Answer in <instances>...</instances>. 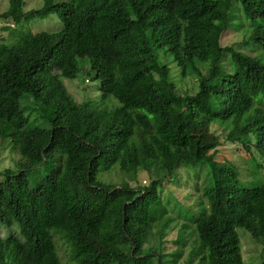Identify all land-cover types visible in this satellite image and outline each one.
<instances>
[{"label": "trees", "instance_id": "trees-1", "mask_svg": "<svg viewBox=\"0 0 264 264\" xmlns=\"http://www.w3.org/2000/svg\"><path fill=\"white\" fill-rule=\"evenodd\" d=\"M24 1L9 0L0 14L15 26L0 39V142L18 156L0 181V223L19 228L0 237V264H63L54 236L72 264H152L153 256L162 264L154 245L178 224L165 220L160 190L193 165L204 174L201 195L184 209L190 232H175L173 251L163 247L169 263L191 235L199 264H244L238 229L264 249V176L240 184L237 167L217 158L218 139L202 137L222 124L223 141L236 146L227 158L248 166L256 149L264 168V0H42L27 12ZM53 14L57 31H27ZM231 25L250 52L222 45ZM75 50L99 82L96 101H77L63 83L79 72ZM36 90L27 114L20 100ZM33 113L48 127L30 124ZM115 166L153 179L133 188L97 181ZM93 191L110 195L97 214Z\"/></svg>", "mask_w": 264, "mask_h": 264}, {"label": "rangeland", "instance_id": "rangeland-1", "mask_svg": "<svg viewBox=\"0 0 264 264\" xmlns=\"http://www.w3.org/2000/svg\"><path fill=\"white\" fill-rule=\"evenodd\" d=\"M24 8L23 10L25 12L30 11L32 9H39L43 5L42 0H25L24 1ZM238 5V4H236ZM9 6V0H0V14L5 12L8 9ZM239 6V5H238ZM236 6L234 9V17L233 19V25H237L239 23V19L241 16V9ZM233 25L230 26V34L222 38V45L230 46L233 45L235 49H240L241 51L250 52V48L243 46L241 44V41L244 37V32L242 29L236 30ZM9 26L10 28H14V24L10 20H1L0 19V39L1 38H9V34L7 31L2 30L3 27ZM61 27V23L57 15L53 14L49 16L46 19H37L32 22H30L26 28L27 31H30L32 33H38V32H52L57 31ZM75 53L78 56V62H79V72L77 74L76 79L74 80H63V83L65 87L68 89V91L73 94V96L77 99V101H96L99 98V91L98 86L99 82L96 79H92L93 74L91 72H88L89 70V60L88 58H82V55L85 53L82 50H75ZM223 65L228 69V63L223 61ZM174 66L176 68V65L173 63L171 64V67ZM87 80L88 82H85ZM39 95L38 90L34 91L33 94H30V92H27L25 94L24 98L20 100V103L23 106H26L27 108V114L30 110H33L36 107L35 103H32V100L34 97ZM109 101L115 102L117 104V101H115L112 98H109ZM29 123L32 125H39L42 127L47 128L48 123L44 120H40L36 118L35 113H33L29 117ZM222 126L226 128V126L214 123L209 127V130L203 129L202 131V137H211L212 140L216 141L218 139V146H217V158L224 161L223 162H230L234 164L237 167L238 172V178L239 183L246 186H251L252 183H260L262 180V176H264V168L260 167L262 164V158L258 150H254V160L251 162L252 164H247L240 159H234V158H227L230 155L235 156L230 150L235 151L236 146H234L231 143H225L223 141L224 139V132L222 131ZM18 159L17 154L12 149V146L9 142V140H4L0 142V181L3 179V171L4 170H12L16 171V161ZM192 172L190 173L189 177H184L183 180H178L181 177H178L176 180L166 181L164 183L165 189L164 191L161 189L160 194L162 193V197L164 199L165 207L168 206V213L165 217V220L168 218L173 219L175 222L174 224H178L176 229H171L168 232V235L166 236V243L164 245H159L158 242L155 243V250L157 252V255L163 256V262L162 264H171L169 263L168 257L166 256L167 253L164 252V246H166V251H173L176 247L179 245L174 243L175 240V232L178 230L184 229V233L190 232V223L188 221L184 220V209H190L186 206H191L196 204L197 195H201V181H203L204 174L200 172V169L198 168V165H193ZM258 168V170H257ZM39 175L36 172H33L29 175L30 184L33 185L34 179H38ZM177 178V177H176ZM153 177L152 174L138 171L135 175H128L122 174L118 167H112L108 171H102L99 170L97 173V181L100 182L103 185H114L118 188L120 187H142V184L144 181H146L147 184H149L152 181ZM188 183L186 185L185 183ZM199 183V190L196 191L193 187L196 183ZM191 184V188L189 186ZM189 188H188V187ZM177 189L181 190L178 191ZM93 195L91 198L93 199L92 207L94 210L91 212V214H97L101 211L102 208H104L109 202H110V195L106 196V194H102L103 191H93ZM174 193L180 195V197L176 196ZM194 194V195H193ZM182 198V199H181ZM95 199V200H94ZM181 199V200H180ZM182 211V213L180 212ZM183 222V225L181 227V223ZM162 224H157L155 229L153 230L155 233H158L157 231L161 227ZM54 233V232H52ZM177 234V233H176ZM186 234V233H185ZM9 235H19V228L16 223L12 224L11 226H6L2 223H0V237L5 238ZM238 235L240 239V246H241V255L243 258L244 264H264V249L261 245H259L256 241H254L250 234L246 232L243 229H238ZM54 241L57 248V253L62 261L63 264H72L70 261V251L68 249V246L60 239L57 238V236H54ZM186 245L184 246L183 255L178 259L177 263L173 264H199V257L191 259V253L194 252V247L197 250L198 247L196 245V237L194 235H191L190 237L187 236ZM195 245V246H194ZM166 258V260H164ZM152 264H156V260L154 259V256L152 258Z\"/></svg>", "mask_w": 264, "mask_h": 264}]
</instances>
